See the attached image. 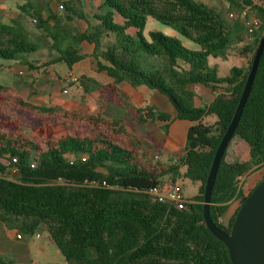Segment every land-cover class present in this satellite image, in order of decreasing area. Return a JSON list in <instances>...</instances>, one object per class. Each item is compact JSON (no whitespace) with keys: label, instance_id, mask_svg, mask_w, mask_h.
I'll return each instance as SVG.
<instances>
[{"label":"trees","instance_id":"trees-1","mask_svg":"<svg viewBox=\"0 0 264 264\" xmlns=\"http://www.w3.org/2000/svg\"><path fill=\"white\" fill-rule=\"evenodd\" d=\"M58 1L63 3L64 12H73L76 0ZM226 1L236 12L246 7L256 10L260 23L251 41L239 31L245 27L243 22L229 24L220 11L203 1L105 0L107 10L95 15L97 23L88 20V29L75 34L74 40L95 45L98 69L115 82L146 85L166 95L178 118L192 122L187 145L170 153L164 162L159 153L145 164L139 158L140 148H144L139 133V125L145 121L142 109L136 111V117L130 114L131 120L113 121L101 114L56 105H32L40 113L60 116L65 126L85 128L86 133L66 131L44 147L33 140L0 134V222L26 234L47 229L68 264H232L228 246L205 223L204 192L215 152L234 116L264 34V6L254 0ZM74 13L86 18L84 13ZM150 17L197 43L200 49H189L179 38L162 31L152 30L145 36ZM35 19L42 27L44 21ZM131 27L137 29L135 34L128 31ZM238 39L247 44L246 65H234L229 74L219 75L217 65H211L209 59L227 55ZM66 41L61 36L48 47L47 64L71 69L84 58L73 42ZM39 48L19 19L0 22V64L2 59L17 60ZM79 78L87 91L95 85L86 76ZM196 84L223 88V92L211 103L197 106L192 91ZM9 90L0 83V92ZM146 109L152 113V107ZM214 114L218 117L215 123L205 121ZM121 133L130 134L133 148L119 140ZM235 139L250 144L249 161H239L231 151ZM263 164L264 51L215 180L210 211L224 231L230 232L237 213L229 227L219 218L238 195L240 177ZM181 177L199 183L197 201L185 208L155 201L145 192L154 184L175 183ZM0 264L15 261L0 252Z\"/></svg>","mask_w":264,"mask_h":264},{"label":"crops","instance_id":"crops-1","mask_svg":"<svg viewBox=\"0 0 264 264\" xmlns=\"http://www.w3.org/2000/svg\"><path fill=\"white\" fill-rule=\"evenodd\" d=\"M104 1L99 0L96 3L95 0H76L73 12L71 10L64 12L59 9V4L39 2L34 5L30 1L19 2L17 4L18 11H11L10 8L5 10L3 15H6L7 20L0 18V22H12L14 19H19L29 32L31 40L41 45V48L33 54L21 55L17 60L2 59L0 79L3 82L0 83L9 87L10 97L16 100L19 95L21 101L28 105H56L72 111H83L93 115L101 114L103 117L113 121L123 120L130 113L134 115L139 109L144 107L146 109L147 106H150L153 110L149 115L148 122L144 125H147V133L151 136L145 137L143 140L144 144L149 143V148H140L139 153L144 155L145 150H147L149 158L161 153L160 157L164 162L170 153L178 152L187 145V134L192 122L178 118V112L172 102L158 90L151 89L146 85L135 87L126 80L115 82L114 78L98 69L96 59L93 56L95 45L84 40H74L73 36L75 34L82 33L88 29V20L94 24L97 23L95 15L107 10L106 7H103ZM3 6L6 7L7 5L4 4ZM75 11L84 13L86 18L78 17L75 15ZM32 13L37 16L38 20L41 18L44 21L41 27L37 25L36 19H34L38 28L35 31L29 29L28 20L24 16V14L31 15ZM166 26L162 29L159 28L157 31H164V33L169 35L174 29H171L170 26L167 29ZM128 31L135 34L137 29L131 27ZM173 35L177 34L174 33ZM61 36L67 38V44L73 42L80 53L85 55L71 69L62 64H47L50 53L48 47ZM40 38H42V41ZM244 65L246 63L240 66ZM70 70L74 71L78 76H86L92 79L95 85H91L90 90L87 91L84 88H78L70 84L67 80ZM192 91L195 95H199L201 105L205 106L211 103L220 92H223V88L196 84L192 87ZM134 116L136 117V115ZM217 119L218 117L211 115L206 117L205 121L212 124ZM172 123L178 124L176 126L181 129V136L175 134L172 130H165V127H171ZM140 131L139 133L141 134ZM230 147L239 161L247 162L251 159V146L247 141L235 139L231 142ZM165 153H167V156ZM179 179H177L178 183ZM263 179L264 174L260 168L249 171L240 177L239 193L230 202L227 211L222 216L224 224L230 225L242 204L243 198L248 196ZM198 194L199 189L193 198H187L190 201H197L195 197ZM10 231L15 230L8 229L0 222V252L17 257L18 254L8 250V248L14 241H22L24 236L18 238L17 233L13 234ZM42 249L45 250L44 247ZM23 256H26L27 261L23 259L18 264H40L33 261V255L30 251Z\"/></svg>","mask_w":264,"mask_h":264},{"label":"rangeland","instance_id":"rangeland-1","mask_svg":"<svg viewBox=\"0 0 264 264\" xmlns=\"http://www.w3.org/2000/svg\"><path fill=\"white\" fill-rule=\"evenodd\" d=\"M30 1L32 4L37 5L39 2H46L48 4H54L58 5V0H0V18L3 20H7L6 15H3V12L5 10H8L9 8L11 11H18V3L19 2H26ZM99 0H95L96 3H98ZM203 1L207 3L208 5L216 8L220 13L224 16L225 20L233 25L235 22L240 23L241 21H235L232 20L228 14L233 11L228 2L226 0H198ZM258 5L264 6V0H254ZM6 4L7 8L3 6ZM256 11V10H254ZM25 18L28 20V27L31 31L37 30V25L34 22V19L37 18V16H31L24 14ZM165 25L162 24L160 21L155 20L153 18H148L144 34L145 36H149V32L151 30H159L162 29ZM167 29L169 26H166ZM28 29V30H29ZM172 29V28H171ZM241 35L245 38L247 27H241L239 29ZM164 32V31H163ZM29 33V32H28ZM177 35H173V34ZM171 36H175L181 40V42L189 49L197 50L200 49V45L193 42L192 40L188 39L187 37L181 35L179 32L173 30V32L169 33ZM42 41V38H40ZM247 44L244 41H240L239 39L237 42H235L232 45V48L228 51L227 55L219 56L217 58L211 57L209 59V62L211 65H217L219 69V75H227L230 72V69L234 65H241L246 63L244 53L247 52ZM0 82H3L0 79ZM202 87V86H200ZM197 93V92H196ZM1 98H0V134L5 133L6 135H11L13 137H21V139H29L36 141L40 146L44 147L46 142L50 139H57L61 136H64L66 134V131L74 130V134L76 135H84L86 133V129L81 128H70L68 126L63 125L60 122V116L58 115H47L40 113L37 111L32 105H28L25 102L21 101L20 96L18 95V98L16 97V100H14L11 95H9L8 91H4L3 93L0 92ZM194 102L197 106L201 105V98L199 95H195ZM67 110V109H66ZM143 114L145 117V121H142V123L139 125L140 132L142 134V137L145 139V137L151 136L147 133V125L144 124L148 122L150 118V113L145 107L142 109ZM72 111V110H69ZM136 113V112H135ZM132 115V113H130ZM130 114L125 117V120H131ZM214 117H217L215 114ZM184 123V122H182ZM176 123H172L171 127H165V130H172L175 134L181 136V129L178 128ZM131 129V128H130ZM133 132H136L133 131ZM137 133V132H136ZM183 133V132H182ZM119 137V140L122 141L124 145H127L129 147H132L130 144V141L132 140V137L130 134L121 133L120 135H117ZM145 143V142H144ZM2 147V144L0 143V148ZM144 148H149V143H146L143 145ZM133 148V147H132ZM149 152L145 150V154L140 155V159L142 160V163L147 164L151 158H149ZM167 156V153H165ZM168 157V156H167ZM12 178H16V175H11ZM179 185L182 188L183 193L186 197L193 198L195 194L197 193L199 189V183L194 182L193 180L189 178H180L179 179ZM5 225V224H4ZM9 231V230H8ZM13 234H16L20 231H10ZM24 236V239L20 242L14 241V243H11L8 250H11L18 254V256L21 257H12L8 254H5L9 257H11L16 264L20 262V260H26L27 258L25 255L27 252H31L33 255V261L35 263L40 264H68L66 262V259L64 255L62 254L61 250L57 246V244L52 239L49 231L47 229H40L36 233L33 234H26L21 232ZM40 236H37V235ZM45 248L43 250L42 248ZM4 254V253H3Z\"/></svg>","mask_w":264,"mask_h":264},{"label":"water","instance_id":"water-1","mask_svg":"<svg viewBox=\"0 0 264 264\" xmlns=\"http://www.w3.org/2000/svg\"><path fill=\"white\" fill-rule=\"evenodd\" d=\"M263 51L264 34L253 58L234 116L215 152L204 192L203 214L205 223L214 235L228 246L232 264H264V179L240 206L229 233L216 225L210 211L220 163L242 117Z\"/></svg>","mask_w":264,"mask_h":264},{"label":"built area","instance_id":"built-area-1","mask_svg":"<svg viewBox=\"0 0 264 264\" xmlns=\"http://www.w3.org/2000/svg\"><path fill=\"white\" fill-rule=\"evenodd\" d=\"M59 9H64L63 3L59 4ZM228 16L232 20L241 21L245 24V26L247 27L245 39L247 41H251L253 39L255 29L260 23L256 11H253L250 7H246L240 12H236L233 10L228 14ZM67 80L70 84L78 88H82L81 80L74 71H69ZM260 170L264 174V164L260 167ZM145 192L148 193L155 201L174 203L179 208H185L191 202L184 195L182 188L180 187L178 182L174 183L170 181H163L161 183L152 185L151 187L146 189ZM219 222L224 226L229 227L228 225L224 224V219L222 216L219 218ZM37 236L40 235L38 234ZM17 237L22 238L23 234L21 232H17Z\"/></svg>","mask_w":264,"mask_h":264}]
</instances>
